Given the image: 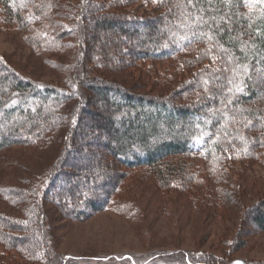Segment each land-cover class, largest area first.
I'll return each mask as SVG.
<instances>
[{"label": "rangeland", "instance_id": "374dc122", "mask_svg": "<svg viewBox=\"0 0 264 264\" xmlns=\"http://www.w3.org/2000/svg\"><path fill=\"white\" fill-rule=\"evenodd\" d=\"M80 1L66 0L67 4L62 2V7L51 10L58 28H48V34L39 21L22 26L12 17L8 22V12L0 3V57L39 84L68 90L75 85L81 91L80 98L76 96L63 107L68 123L60 138L56 136L47 147L21 144L0 154V216L12 220L7 224L14 229H0V264H264V231L250 218L258 200L264 198V146L257 142L247 157L237 155L219 168L197 154L177 159L175 163L182 164L187 175L165 182L154 169H127L105 157L104 134L96 131L90 137H78L81 144L76 155L85 158L78 166L64 168L78 178L52 184L62 163L70 162L74 155L71 152L70 159H65L78 115L89 119L92 112L105 113L104 105L96 100L97 93L86 90L78 77L88 45L83 30L94 16L86 14L82 20ZM167 1L123 0L109 6L110 0H92L91 4L106 2L105 11L144 18L166 13ZM35 6L34 2L29 14ZM99 9L97 13H102ZM53 34L62 35L57 46H53L54 40L49 41ZM141 37L123 39L115 29L99 32L90 43L94 51L101 52L95 60L98 67L85 57L86 71L136 93L190 104L200 96V91L189 87L199 72L221 67L216 58L189 64L197 48L162 60H134L130 43ZM104 47L111 53L106 67L98 61L107 56L102 54ZM85 100L91 113L82 110ZM107 162L116 178L108 206L79 219L69 217V209L62 207L66 212H59V203L73 206L74 201L71 193L63 196L59 192L88 175H99ZM21 205L37 213L22 214ZM28 216H33L32 225L41 239L37 250L23 247L28 235L21 229ZM16 217L26 220L14 223Z\"/></svg>", "mask_w": 264, "mask_h": 264}, {"label": "trees", "instance_id": "16d2710c", "mask_svg": "<svg viewBox=\"0 0 264 264\" xmlns=\"http://www.w3.org/2000/svg\"><path fill=\"white\" fill-rule=\"evenodd\" d=\"M91 1H80L82 20L86 14L94 16L87 20L83 30L89 46L85 47L83 57L81 56L82 64L78 77L86 90L97 93L96 100L104 105L105 113H91V109H88L89 102L85 100L82 110H88L91 116L86 119L78 115L71 136L69 154L65 159H70L71 152H74V155L70 162L62 163L52 184L56 180L68 183L73 178H78L75 177L74 171L64 168L69 165L78 166V161L85 158V155H76L81 144L78 137H90L96 131H102L104 134L102 145L105 157L110 156L114 162L127 169H154L165 182L180 180L186 174L184 166L175 163L177 159L185 156L200 155L204 161H210L213 168H219L237 155L240 158L247 157L256 142L264 146V40L255 37L250 40L249 36L242 35L254 33L256 29H260L264 34V5L256 4L250 11L244 0H230L227 5L223 0H212L208 22L213 28V43L198 39L185 46L178 39H174L173 35H181L177 26L187 11L186 0H168L166 13L160 17L144 18L105 11L103 6H106V2L92 5ZM34 2L35 11L29 14V8ZM62 2L66 0H0L8 12V22L12 17L22 26L39 21L45 25L46 34L48 28H58L52 21L51 10L62 7ZM119 2L123 0H113V3L110 0L109 6ZM200 4L206 10L209 9L206 0H200ZM99 8L103 10L102 13H97ZM212 18L215 19V24L212 23ZM113 29L123 39L128 35L130 39L142 36L138 42L131 40V57L134 60H162L197 48V51L192 52L189 64L203 58H216L221 67H206L199 72L197 80L190 83L189 87L190 90L200 91V96L190 104L175 103L163 96L133 92L115 82L92 77L86 71L85 57L95 61L101 54L97 49L93 50L91 41H94L99 32ZM71 32L72 28L69 34ZM61 38L62 35L53 34L49 41L54 40L53 43L56 44L53 46H57ZM102 54L107 56L98 61H102V67H106L111 62L108 47L106 50L104 47ZM95 64L98 67V62L95 61ZM237 64L246 65L248 71L238 75L233 87L234 94L231 95L233 103L228 105V115L221 118L220 111L217 110H224L225 106L220 101L229 96L227 88L230 87L225 77L231 78L233 75L224 69ZM74 78L78 81L76 75ZM206 81L209 83L206 84ZM236 88H242V91L236 92ZM71 89L73 91L39 84L20 74L0 57V154L21 144L47 147L56 136L60 138L68 123L63 107L76 96H81L77 86L72 85ZM233 113L236 115V122L230 119ZM247 120L252 121L251 125L246 124ZM108 162L103 165L99 175H88L84 181L72 182L61 190L59 194L64 196L71 193L74 201L73 206L59 203L58 211L66 212L62 207L69 209V217L79 219L104 210L110 203L116 187V178L110 173L113 167ZM223 186L227 187L226 184ZM85 192L88 195L84 194ZM24 207H19L22 214L37 213L33 210L26 211ZM28 218H17L14 223L26 220L27 223L21 229L23 235H28L27 238L24 236L26 243L23 247H27L28 251L37 250L42 244L41 239L37 236L36 226L32 225L33 216ZM250 218L258 229L264 231V198L258 200ZM11 221L0 216V229L13 231L12 225H8Z\"/></svg>", "mask_w": 264, "mask_h": 264}, {"label": "snow or ice", "instance_id": "6c2138e0", "mask_svg": "<svg viewBox=\"0 0 264 264\" xmlns=\"http://www.w3.org/2000/svg\"><path fill=\"white\" fill-rule=\"evenodd\" d=\"M223 2L225 3V5H227L228 3H230V0H223ZM206 3H208L209 5L208 10L201 7L200 0H186L185 8L187 9V11L181 18L180 24L177 26L181 30V35L179 37H176V35L174 34V39H178L185 46L196 42L198 39H206L210 44L213 43V28L212 25H210L208 22L210 17V10L212 8V0H206ZM244 3L247 4L249 10L251 11L253 9V6L256 4L264 5V0H244ZM212 23L215 24L214 18H212ZM205 28H207L208 31H203ZM242 35L249 36L250 40L253 39V37L264 40V34L261 33L260 29H256L254 33H243ZM209 51H211V49H209ZM224 71L231 72L233 75L231 78L225 77L230 87L227 88L229 96L225 100L220 101V103L225 106L224 110H217L220 111L221 118H224L228 115V105L233 103L231 95L234 94L233 87L235 86L238 75L246 74L248 69L246 65L237 64L234 67L225 68ZM217 79L219 78L217 77ZM205 83L207 84L209 82L206 81ZM205 91H208L207 87L205 88ZM235 91L241 92L242 88H236ZM230 119L233 122H236L235 113L232 114ZM251 123V120L246 121L247 125H251ZM237 264H239V262H237Z\"/></svg>", "mask_w": 264, "mask_h": 264}]
</instances>
